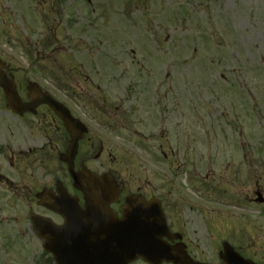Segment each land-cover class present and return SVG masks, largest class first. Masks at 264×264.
<instances>
[{
  "label": "flooded vegetation",
  "instance_id": "obj_1",
  "mask_svg": "<svg viewBox=\"0 0 264 264\" xmlns=\"http://www.w3.org/2000/svg\"><path fill=\"white\" fill-rule=\"evenodd\" d=\"M41 47L39 51L31 46V58L42 56L47 46ZM0 57L6 64V77L15 82L22 100L14 112L0 87V191L31 192L34 203L35 194L47 190L53 198L84 207V193L74 186L63 160L72 134L67 123L42 102L50 94L70 109L81 129L87 128L79 141L74 169L87 167L118 182V201L110 204L118 215L132 196L154 201L162 209L175 253L187 251L200 262L218 263L225 243L230 242L247 258L264 256V246H259L264 239V169L243 170L236 164L213 172L205 162L209 159L206 142L190 131V98L182 95L180 99L174 89L150 87L152 82L141 88L117 89L109 76L22 75L12 67V58L1 51ZM28 103H37L33 111L23 107ZM137 124L151 131L133 129ZM163 127L172 128L173 136H164ZM153 130L160 136H154ZM132 139L159 144V152L149 160L154 170L131 163L125 145ZM249 165L258 166L255 160ZM259 195L262 202L256 201ZM229 196L232 201L228 202ZM46 213L64 222L57 213L48 209Z\"/></svg>",
  "mask_w": 264,
  "mask_h": 264
},
{
  "label": "rangeland",
  "instance_id": "obj_2",
  "mask_svg": "<svg viewBox=\"0 0 264 264\" xmlns=\"http://www.w3.org/2000/svg\"><path fill=\"white\" fill-rule=\"evenodd\" d=\"M34 1L0 0V51L13 57L12 66L20 67L18 73L41 76L45 70L58 76L131 79L170 76L162 87L193 89L196 98H209V116L217 123L211 137H228L221 151L212 150L221 154L212 157L213 168L236 163L246 170L252 161L250 153H256L255 158L264 163V150L257 151L256 142H264V0H163L162 7L160 0H148L146 9L136 8L131 23L126 10L122 14L109 10L110 0H94L91 6L83 1L77 17L66 10L62 18L50 12L51 0L37 1L38 8ZM118 5L117 9L122 7ZM33 7L36 13H31ZM31 19L37 22L34 26ZM70 19L73 27L69 32L65 21L71 25ZM131 26L141 34L137 42H131L136 35L133 30L127 34ZM43 33L47 37L55 34L59 40L50 41L42 54L43 63L31 71L19 48L26 42L40 51ZM149 41L155 47L144 46ZM93 47L100 56L93 53L92 59L88 55ZM236 136L243 138V144L236 146ZM130 147L138 154L141 145ZM12 196L0 192V264H54L31 230L29 215L41 209L31 204V193H21L19 199L9 202Z\"/></svg>",
  "mask_w": 264,
  "mask_h": 264
},
{
  "label": "water",
  "instance_id": "obj_3",
  "mask_svg": "<svg viewBox=\"0 0 264 264\" xmlns=\"http://www.w3.org/2000/svg\"><path fill=\"white\" fill-rule=\"evenodd\" d=\"M4 85L10 94V87ZM75 178L78 180L77 176ZM82 180L86 181L85 176ZM103 183V181H97V184L102 185ZM94 202L99 206H95ZM92 203H94L92 207H95L98 212L101 211V214L93 215L92 218H90V212L85 215L84 221L75 225L82 231L78 237L73 240H57L53 246L47 245L54 253L58 264H129L140 257L152 264H160L163 260L178 261L169 254L170 252L161 247L162 243L156 233V225L150 224L152 220L142 224H135L133 220L129 222V218L118 220L102 199L95 198ZM126 213L125 217L130 215L132 219L133 214L126 215ZM36 218L38 217L32 218L35 224L42 225V223H37ZM41 236L47 235L41 234ZM180 263L195 264L185 257L180 258Z\"/></svg>",
  "mask_w": 264,
  "mask_h": 264
}]
</instances>
